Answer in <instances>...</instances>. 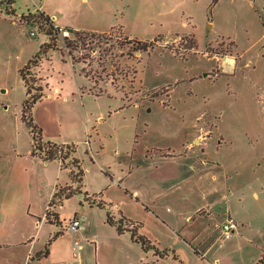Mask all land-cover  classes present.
Here are the masks:
<instances>
[{"label": "rangeland", "instance_id": "374dc122", "mask_svg": "<svg viewBox=\"0 0 264 264\" xmlns=\"http://www.w3.org/2000/svg\"><path fill=\"white\" fill-rule=\"evenodd\" d=\"M0 1V264H21L23 254L6 243L29 239L37 264H264L263 0H92L91 13L81 0ZM38 5L68 24L106 12L140 40L159 38L140 51L134 37L116 28L72 49L63 37H77L62 30L58 48L35 69L44 96L34 107L46 140L76 144L82 191L103 193L114 215L142 222L140 232L156 249L146 251L130 233L104 224L106 208L91 205L84 193L54 207L59 224L46 220L55 185L73 182L59 160L32 154L22 119L20 69L47 39L37 23L23 19ZM215 56H233V67L221 70ZM203 129L209 136L195 148L222 158L231 193L208 204L193 181L184 182L170 198L150 201L153 209L145 199L163 185L166 164L150 153L184 150ZM230 206L239 229L225 238L216 224ZM197 207L201 216L186 222ZM75 213L85 225L77 234L67 230ZM212 228L218 231L207 238ZM50 238L49 254L36 256ZM75 239L82 244L78 263ZM213 240L206 255L198 249Z\"/></svg>", "mask_w": 264, "mask_h": 264}, {"label": "trees", "instance_id": "16d2710c", "mask_svg": "<svg viewBox=\"0 0 264 264\" xmlns=\"http://www.w3.org/2000/svg\"><path fill=\"white\" fill-rule=\"evenodd\" d=\"M9 1L13 2L14 0ZM1 3H3V1H0V4ZM23 19L29 23H37L40 31H42L47 38L46 41L40 45L39 50L33 55V57L20 69V75L26 87V98L22 103V119L29 128L33 138L32 154L39 156L45 161L59 160L62 167L69 168L70 177L73 182L72 184H67L65 186H60L59 184L56 185V189L46 209V220L51 223L59 224L61 222L60 216L54 210V207L58 204H62L65 199L75 194L84 193V200L88 201L91 205H97L100 208H106V222L116 227L118 233H130L131 239L133 241L139 242L146 251L152 248L156 249V245L145 234L140 232L142 222L129 218L121 211L118 215H114L110 209H108V204L106 201L103 199H97L98 194L93 195L94 198L92 200L86 197L89 192L82 191L85 170L82 167L80 159L75 155L77 150L75 143L58 144L44 138L43 128L36 122L34 117V107L40 100L43 99L44 96V85L41 82L43 80L42 78L38 77L35 69L40 65V61L45 55H47L50 49L58 48L57 40L62 33V29L60 27H56L52 17L45 12H29L28 14L23 15ZM63 30H69L77 37V39H69L68 36L63 37L65 45L67 47H71L72 49H77L80 43L82 46H84L87 43L88 36L94 38V36L107 34L84 29H75L73 27ZM132 40L137 44L136 50L149 51V49L156 46L159 38L155 41L140 40L137 38ZM69 55H71V51L69 52ZM72 61L73 63L75 62L74 59H72ZM75 183L77 184L76 186L73 185ZM59 234V232L53 234L52 238H55V236ZM50 243L51 238L46 245V249L44 251L38 252L36 256L41 257L43 255L49 254ZM157 251L159 250L157 249ZM163 253L167 254V251L164 250ZM33 259L34 257H32V260L30 261L31 264H33Z\"/></svg>", "mask_w": 264, "mask_h": 264}, {"label": "crops", "instance_id": "0c3cea01", "mask_svg": "<svg viewBox=\"0 0 264 264\" xmlns=\"http://www.w3.org/2000/svg\"><path fill=\"white\" fill-rule=\"evenodd\" d=\"M81 2L90 6V9L88 8L90 13L91 11L96 10L92 0H81ZM43 10L45 13H47L44 8ZM96 14H97L96 21L95 19L93 21H87V20L80 21V22L75 21L74 23H71V24H68V22L67 23L60 22V16H53V19L55 23L62 29H67L65 28L64 25H69L75 29H84V30L96 31L99 33H107L113 29L119 28V31L125 36L138 38L137 36H133L129 34L126 28L121 23H117V21H114L111 14L108 15L106 12H100ZM215 57L217 59V66L221 70H225V69L227 70L233 67V65H230L229 63L225 62L224 58L221 60L220 57L218 56H215ZM57 92H59L58 89H57ZM208 136H209L208 130L203 129V131L199 132L197 135L194 136V139H192V142H189V144L184 147V150H179L177 152L175 150H164L158 153H153V152L150 153V155H152L153 158L156 157L157 160L166 164V167L164 168L163 176H164L165 181L163 185L156 186L155 188H153L152 190H156L155 195L154 196L149 195V197L145 199V201H147L149 205H150L149 202L154 201L155 198L158 201H164L166 198H170V196L173 195L171 193L172 190L175 187H177V185H180L181 183H184V182L187 183L191 181L194 182L199 192L204 195V199L207 200L208 204L225 201V199H227L231 191L228 193V189L230 188L226 190V187L228 186L227 185L228 179L226 176L227 172H226V166L224 165V161L222 160L220 156H212V155L207 156L206 151L200 152L199 150L195 148V143H199L202 140H205ZM90 152L94 153L92 147H91ZM56 185H55L54 191L56 189ZM97 199L98 200L103 199L105 201L103 193H99ZM151 207L153 209H156L155 206H151ZM228 208L229 209H227V212L231 213L232 212L231 206ZM237 208L239 210V207ZM108 209H110L109 205H108ZM103 211L105 212V216H104L105 220L103 219L104 224L107 225L108 223L106 222V211L105 210ZM203 211L200 210V207H197L194 211L187 213L185 221L188 222L192 220L191 222L194 223L195 221L194 219L195 218L198 219L201 216L200 213ZM84 218L87 219V216H84ZM223 219L224 217L217 222L216 224L217 227H219L218 224ZM168 221L171 223H175L176 215H170L168 217ZM107 226H111L112 228H114V230L116 229V227L110 224H108ZM238 229H239V226L236 231H238ZM216 231H218L217 228L216 229L212 228L211 231L207 234V238L213 236ZM96 235L97 234L95 233L93 236L96 237ZM215 238H217V236H215ZM213 241L214 242H211L208 245L204 246V248H202V246L204 245L205 241L199 242L197 244V247L200 251L205 250L203 252L206 255L207 252L212 251V249L214 248L215 240ZM31 242H32V239H29L27 241L28 245L24 244L25 242L16 243V244L6 243V245L12 250H16L20 254L21 253L23 254L22 256L23 261L21 264H31L30 263L31 257L35 254V250L31 246L32 244ZM192 242H194V240ZM96 248H101V243H99V245H97ZM79 261H80V257L79 258L74 257V260L72 262L78 263ZM58 262L60 264H69L68 259H61V260H58ZM32 263L37 264L35 260H33Z\"/></svg>", "mask_w": 264, "mask_h": 264}, {"label": "built area", "instance_id": "2783aa9c", "mask_svg": "<svg viewBox=\"0 0 264 264\" xmlns=\"http://www.w3.org/2000/svg\"><path fill=\"white\" fill-rule=\"evenodd\" d=\"M264 2V0H263ZM37 11L38 12H44L43 7L41 5L37 6ZM53 19V18H52ZM54 21V19H53ZM54 25L56 27H59L55 21H54ZM62 29V28H61ZM63 30V29H62ZM65 34H68L69 32L67 30H63ZM31 34L34 36L36 35V30H32ZM87 198L89 199H93L94 196L93 195H86ZM85 219V218H84ZM218 226L221 228L222 230V236L225 238H230L232 237L233 233L237 230L238 228V222L237 220L234 218V216L232 214H228L225 216V218L218 224ZM85 225L83 223V220L77 215V213L74 214L73 218L70 219V222L67 226V230H69L70 232L77 234L81 229H84ZM95 237L93 236L91 241L95 242ZM82 244L80 242L79 239H75V243H74V247H75V252H74V256L76 258L80 257V249Z\"/></svg>", "mask_w": 264, "mask_h": 264}, {"label": "bare ground", "instance_id": "6f19581e", "mask_svg": "<svg viewBox=\"0 0 264 264\" xmlns=\"http://www.w3.org/2000/svg\"><path fill=\"white\" fill-rule=\"evenodd\" d=\"M224 60H225V62H227V63H229L230 65H233L234 64V58H233V56H226L225 58H224Z\"/></svg>", "mask_w": 264, "mask_h": 264}]
</instances>
